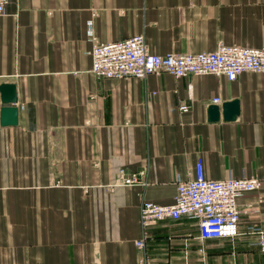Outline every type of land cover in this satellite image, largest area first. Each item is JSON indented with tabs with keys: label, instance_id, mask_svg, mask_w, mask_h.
Listing matches in <instances>:
<instances>
[{
	"label": "crops",
	"instance_id": "1",
	"mask_svg": "<svg viewBox=\"0 0 264 264\" xmlns=\"http://www.w3.org/2000/svg\"><path fill=\"white\" fill-rule=\"evenodd\" d=\"M139 34L160 55L264 48V0H7L0 84L16 86L18 123L0 125V264H264V75L94 77V42ZM233 100L235 120H208ZM198 157L207 178L262 179L238 199L237 235L167 218L138 249L142 201L172 204ZM121 170L146 184L115 185Z\"/></svg>",
	"mask_w": 264,
	"mask_h": 264
},
{
	"label": "built area",
	"instance_id": "2",
	"mask_svg": "<svg viewBox=\"0 0 264 264\" xmlns=\"http://www.w3.org/2000/svg\"><path fill=\"white\" fill-rule=\"evenodd\" d=\"M7 0H0V15L5 11ZM88 36L93 40L92 21L88 23ZM91 73L98 79L114 77L145 78L153 73H168L173 77L194 75H223L228 80L236 79L244 72L264 75V48L244 47L218 43L212 51L166 53L149 52L142 34L114 42H94L90 49ZM213 98V102H219ZM179 109L185 112L188 104L182 103ZM115 185H145L142 172L126 173L121 170ZM262 179L257 176L223 179L207 178L201 157L195 162L193 175L177 183L174 201L162 205L143 200L139 207V222L142 235L136 240V247L145 250L146 227L162 219L186 217L198 222L200 239L233 238L237 235L240 215L238 199L245 193L257 190ZM264 232L259 235V245L264 251ZM144 261V260H142Z\"/></svg>",
	"mask_w": 264,
	"mask_h": 264
},
{
	"label": "water",
	"instance_id": "3",
	"mask_svg": "<svg viewBox=\"0 0 264 264\" xmlns=\"http://www.w3.org/2000/svg\"><path fill=\"white\" fill-rule=\"evenodd\" d=\"M0 125L14 126L18 123V108L14 105L17 102L16 86L13 83L0 84ZM239 114V101L225 102L222 106L211 105L208 109V120L219 121L222 117L225 121H233Z\"/></svg>",
	"mask_w": 264,
	"mask_h": 264
}]
</instances>
